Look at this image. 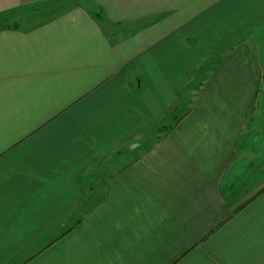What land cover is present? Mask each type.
Wrapping results in <instances>:
<instances>
[{
  "label": "crops",
  "instance_id": "crops-1",
  "mask_svg": "<svg viewBox=\"0 0 264 264\" xmlns=\"http://www.w3.org/2000/svg\"><path fill=\"white\" fill-rule=\"evenodd\" d=\"M50 1L0 0V264H264V0Z\"/></svg>",
  "mask_w": 264,
  "mask_h": 264
},
{
  "label": "rangeland",
  "instance_id": "rangeland-1",
  "mask_svg": "<svg viewBox=\"0 0 264 264\" xmlns=\"http://www.w3.org/2000/svg\"><path fill=\"white\" fill-rule=\"evenodd\" d=\"M62 3V4H68V6H70V5H74V6H76V5H78V4H85L84 2H86V0H51L49 3H47L45 6H49V5H51V4H55V3ZM67 6V7H68ZM49 9V8H48ZM254 30H256V29H254ZM252 31H253V27H251V28H249V29H246V30H243V31H241V32H239V33H237L236 35H234V37H232L231 39H229L228 40V43H227V45L229 46V47H231V45L233 44V42H231V40L232 39H234L235 41H236V39H238V40H241V39H247V41H248V43L249 44H251V42H252ZM255 37H257V35L255 34ZM262 39H263V34H262ZM226 45V43L225 44H223L222 45V47H220V48H218V49H216V50H213L212 51V53L214 54V59L216 60V57H218V54H219V52H221L222 50H224L225 49V47L227 46H225ZM213 56V55H212ZM220 56V55H219ZM208 66V64L206 63V64H204L203 65V67H207ZM201 67V66H200ZM188 94V92L186 91V92H184V95H187ZM171 123H173L172 121H171V119H169V118H167L166 119V121H165V125L164 126H170L171 125ZM163 124H161V127L159 128V130H161V131H163L164 130V128L165 129H167L166 127H164L163 128V126H162ZM172 126V125H171Z\"/></svg>",
  "mask_w": 264,
  "mask_h": 264
}]
</instances>
